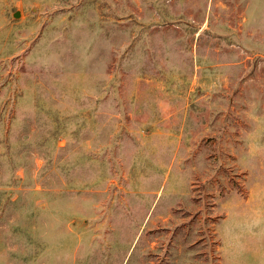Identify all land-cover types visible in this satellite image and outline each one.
<instances>
[{
	"label": "rangeland",
	"instance_id": "rangeland-1",
	"mask_svg": "<svg viewBox=\"0 0 264 264\" xmlns=\"http://www.w3.org/2000/svg\"><path fill=\"white\" fill-rule=\"evenodd\" d=\"M0 264H264V0H0Z\"/></svg>",
	"mask_w": 264,
	"mask_h": 264
},
{
	"label": "water",
	"instance_id": "water-1",
	"mask_svg": "<svg viewBox=\"0 0 264 264\" xmlns=\"http://www.w3.org/2000/svg\"><path fill=\"white\" fill-rule=\"evenodd\" d=\"M16 14H17V13H16ZM16 14H15V15H16Z\"/></svg>",
	"mask_w": 264,
	"mask_h": 264
}]
</instances>
